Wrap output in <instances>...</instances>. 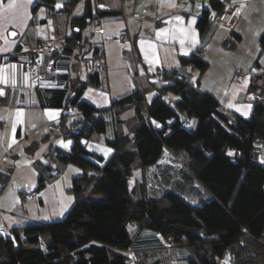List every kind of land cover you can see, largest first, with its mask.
Wrapping results in <instances>:
<instances>
[{
	"label": "trees",
	"instance_id": "16d2710c",
	"mask_svg": "<svg viewBox=\"0 0 264 264\" xmlns=\"http://www.w3.org/2000/svg\"><path fill=\"white\" fill-rule=\"evenodd\" d=\"M77 1L65 0L55 9L54 0H37L33 7L45 5L53 19L60 41L49 51V64L63 68L55 75L62 85L47 88L41 104L63 109L59 127L51 131L70 138L71 145L66 149L51 141L38 150L48 141V131L25 147L36 171L35 191L68 164L81 168L68 188L74 201L61 218L0 232V264H128L129 251L135 249L128 224L163 238L162 244L145 246L142 252L167 242L187 249L188 264H264V167L249 156L253 141L264 136V88L250 83L249 90L258 97L244 117L223 111L197 79L179 73L184 66L205 71L204 45L179 57L174 68L141 65V70L132 71L136 89L113 101L133 109L128 118L120 117L122 110L114 114L113 150L107 156L92 151L87 141L98 139V108L81 95L87 86L101 85L104 52L101 42L90 39L84 29L123 10L120 0H84L75 14ZM209 5L217 14L223 1L209 0ZM208 20L209 9H204L197 20L200 31ZM34 35L30 21L23 33L28 48L19 42L6 58L31 62L37 69L47 41L43 44L44 39ZM239 40L240 34L231 29L223 44L232 48ZM259 42L263 52L264 31ZM151 90L155 94L147 100ZM74 114L77 120H67ZM164 151L181 162L171 179L176 190L153 195L135 181L138 185L127 191L124 181L137 169L159 164ZM1 177L3 186L7 178ZM148 261L139 253L135 264Z\"/></svg>",
	"mask_w": 264,
	"mask_h": 264
},
{
	"label": "crops",
	"instance_id": "0c3cea01",
	"mask_svg": "<svg viewBox=\"0 0 264 264\" xmlns=\"http://www.w3.org/2000/svg\"><path fill=\"white\" fill-rule=\"evenodd\" d=\"M63 1L54 0L55 9ZM230 1L239 4V17L232 28L214 21L216 11L210 8L209 0H120L122 14L89 24L91 28L84 32L90 39L101 42L104 53L99 63L104 70L101 85L87 86L81 95L98 108V139L88 140V149L104 156L113 150L114 114L119 110H122L121 118L133 114L129 105L124 104L122 109L113 101L136 89L132 77L135 68L141 70V65L148 69L174 68L179 65V57L188 56L200 45H204L203 58L208 62L205 71L200 74L196 68H183L193 81L198 80L200 88L218 99L223 111L249 116L252 109V100L247 96L251 83L249 71L264 67V51L259 42L264 31V0ZM9 2L15 5L11 9H7ZM36 2L0 0V89L3 90L0 93V149L4 150L0 156V176L7 178L0 185V229L4 233H9L14 226L61 218L74 201L68 190L72 177L82 173L78 166L68 164L58 177L37 190L36 195L25 196L36 184L32 156L25 147L47 134L42 125L59 119L63 111L61 107L41 104L47 88L62 85L55 75L63 68L49 64V51L57 48L60 38L55 35L54 22L46 6L41 4L33 11ZM83 2L77 1L73 13L81 12ZM204 9H209V20L200 31L197 20ZM30 21L34 36L47 41L45 51L37 57L40 63L37 69L43 70L42 74L29 70L21 61L6 58L19 42L24 49L28 48L23 33ZM124 29L133 39V48L127 38H120ZM231 29L240 34V40L228 49L223 41ZM10 30L16 35L9 36ZM238 71L243 74H237ZM154 94L153 90L151 97ZM71 119L77 120L78 115L67 117ZM48 137V141L40 143L39 150L51 141L66 149L72 142L57 130L51 131ZM137 185L128 183L126 190L132 192ZM131 227L136 250L129 251L132 259L128 264H135L139 253L142 259L149 260L146 264H188L187 249L171 247L167 242L142 252L145 246L162 244L163 238L151 229Z\"/></svg>",
	"mask_w": 264,
	"mask_h": 264
},
{
	"label": "rangeland",
	"instance_id": "374dc122",
	"mask_svg": "<svg viewBox=\"0 0 264 264\" xmlns=\"http://www.w3.org/2000/svg\"><path fill=\"white\" fill-rule=\"evenodd\" d=\"M75 7L76 6H74L73 11L76 10L77 7L76 8ZM81 10H82V7H81ZM77 12H80V9ZM90 28L91 27L88 25L87 27H85V30L84 31H89ZM44 40H46V39H44ZM122 40H124V39H122ZM127 40L131 43V46L133 47V39L132 38H127ZM228 49H231V48H228ZM227 57L230 58L231 56L228 55ZM26 62L27 61H25L23 63L26 65ZM32 69L35 70L36 67H33ZM82 71H84V70L82 69ZM152 93H153V90L148 91L145 94L146 98L147 99H149V98L151 99L152 98L151 97L152 96ZM53 121L46 122L44 125H42V128L45 129L47 132L48 131H51L53 128L52 129H48L46 125L48 123H50V122L53 123ZM36 130L39 131L38 130V127L36 128ZM38 150H37V152H38ZM3 152H4V150L1 151V149H0V156H1V154H3ZM177 159L178 158H176L175 156L171 155L168 151H164L163 154H162V156L160 157V161L161 162H159V164H157V165H155V164L154 165H151L146 170L137 169L135 171V174H134L135 175L134 176L135 178H131L130 179L131 180L130 182H127L129 180L124 181V185L123 186L126 187V185L128 183H129V186L132 185V184L134 185L133 181L134 182L135 181H138V182L140 181V183L143 184L144 189L146 191H148L149 194H153V195L159 194V192L161 190H164V189L165 190L166 189H173V190L175 189L176 190V187H174V186H176V183H172L171 179H173L174 176H176L177 169H178V167L181 164L180 160L179 159L177 160ZM161 170H163V172H161ZM33 190H34V188L28 190V192L25 193V196L26 197L29 196L27 194L30 193ZM135 196H138V195L135 194ZM192 199H194V197H191V200ZM128 227H129V229H131L132 228L131 227V224H128Z\"/></svg>",
	"mask_w": 264,
	"mask_h": 264
},
{
	"label": "built area",
	"instance_id": "2783aa9c",
	"mask_svg": "<svg viewBox=\"0 0 264 264\" xmlns=\"http://www.w3.org/2000/svg\"><path fill=\"white\" fill-rule=\"evenodd\" d=\"M223 6L221 10L215 15L214 19L217 24L222 25L224 27H233L234 23L237 21L239 16V4L237 2H231L230 0H222ZM123 38H131L128 31H124ZM45 40L43 44H45ZM26 67L28 69H32L34 65L31 62H26ZM179 73L184 76L185 79H191L189 73L185 68L181 67L178 69ZM237 74H243V71H238ZM251 77V83H258L260 87L264 88V67L259 70H251L249 71ZM157 77L161 76V73L156 74ZM247 96L250 100H253L258 97V93L254 90H248ZM48 129L58 128L59 121L54 120L53 123L50 122L47 125ZM250 159L261 164L264 167V136L257 137L253 141V146L250 151ZM27 195L34 196L36 195L35 190L31 191ZM27 196V197H29ZM264 237V231H263Z\"/></svg>",
	"mask_w": 264,
	"mask_h": 264
},
{
	"label": "snow or ice",
	"instance_id": "6c2138e0",
	"mask_svg": "<svg viewBox=\"0 0 264 264\" xmlns=\"http://www.w3.org/2000/svg\"><path fill=\"white\" fill-rule=\"evenodd\" d=\"M14 6H15L14 3L9 2V3L7 4V9H11V8H13ZM241 7H243V6H241ZM65 147H67V145H65Z\"/></svg>",
	"mask_w": 264,
	"mask_h": 264
},
{
	"label": "water",
	"instance_id": "95a60500",
	"mask_svg": "<svg viewBox=\"0 0 264 264\" xmlns=\"http://www.w3.org/2000/svg\"><path fill=\"white\" fill-rule=\"evenodd\" d=\"M15 35H16L15 31H13V30H10V31H9V36L13 37V36H15ZM2 91H3V90L0 89V93H1Z\"/></svg>",
	"mask_w": 264,
	"mask_h": 264
},
{
	"label": "bare ground",
	"instance_id": "6f19581e",
	"mask_svg": "<svg viewBox=\"0 0 264 264\" xmlns=\"http://www.w3.org/2000/svg\"><path fill=\"white\" fill-rule=\"evenodd\" d=\"M263 68V67H262ZM256 84V83H255ZM0 232H3V230L2 229H0Z\"/></svg>",
	"mask_w": 264,
	"mask_h": 264
}]
</instances>
